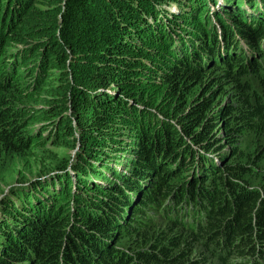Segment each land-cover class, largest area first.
Here are the masks:
<instances>
[{
    "label": "trees",
    "instance_id": "1",
    "mask_svg": "<svg viewBox=\"0 0 264 264\" xmlns=\"http://www.w3.org/2000/svg\"><path fill=\"white\" fill-rule=\"evenodd\" d=\"M34 1L41 2L42 6L32 3L28 5L27 2L31 0H0V152L23 149L25 138H29V144L40 142L43 146L39 135L30 136L31 138L27 136V133L32 132H28L25 125L26 117H43L41 121L52 117L56 121L59 118L66 130V135L60 136V140L70 136L74 141L76 136L71 133V117L80 141L74 159L67 169L57 170L49 179L37 178L35 182L31 181V177L28 178L31 175H27L24 181L28 182L27 186L21 185L24 187L23 191H11L15 194L16 201L9 198L2 201L0 264H27L25 246H28L30 255L35 256L33 264H92L91 261L96 264H129L130 260V264L189 263L183 256L184 249L180 246L186 242L185 237L178 239V235L173 233L162 238V231L161 234L153 233L147 240L150 247L134 249L133 255L113 246L104 250L101 248L103 244L98 243L94 232L107 233L114 226L102 223L103 218L100 217L102 212L109 214L112 206L116 207L112 190L114 194L123 192L121 185L110 191L97 183L98 177L102 175L99 169L103 166L102 148L109 143L118 145L115 142L119 141L121 135L122 139L136 140L137 155L133 172L145 173L152 169L157 178L141 193L136 207L132 208L131 220L119 226L121 231H130L137 226L136 223L142 226L145 221L137 217H147L143 214L144 206L160 204L166 190H170L175 197L183 191L192 190L200 197L201 193L198 191L204 190L211 211L209 221L202 229L203 233L199 234L209 237L218 249L234 247V242H239L244 244L240 245L242 249L246 246L264 251L262 196L248 194L245 188L242 193L237 187L238 183L228 174L208 175V182L211 184L209 187L202 185L200 181L187 185H170L166 181V177L170 175L169 163L160 161L155 165L161 146H164V154L181 153L180 172L188 165L186 156L192 144L197 142L206 147L205 143L212 137L214 122L210 113L211 104H208V99L204 96L194 102H183L181 94L191 81L196 80L197 84L201 80L203 55L205 59L214 62L216 56L227 54L224 49L213 53L221 45L224 48L228 42L227 36H232L231 26L228 29L225 26L226 19L232 20L234 30L243 35L249 45L256 44L261 33L259 20L264 19V0H238L250 11L260 6L262 12L256 20L251 19L250 13L248 15L234 7L229 11L212 10L214 22L209 13L204 18L203 15L207 6L215 0H120L118 4H114L115 0H79L80 6L75 5L71 9L73 16L77 19L87 18L91 29H94L95 19L107 22L110 29L118 35V40L109 51L98 52L99 62L92 64L91 68L84 69L81 61L76 60L74 67L78 69V73L72 82L58 72L64 68L67 57L61 44L53 37L56 0ZM196 1L198 6H192V2ZM159 3L164 6L174 4L178 10L173 12L164 6L157 8L160 7L156 5ZM14 6H19L18 10ZM216 24L221 26L219 37L222 40L217 38V43ZM191 30L193 32L189 34L193 36L194 42L199 40L200 43L197 49L186 51L183 50L184 41L188 38L187 32ZM262 35L264 34L260 37ZM43 36L46 39H41ZM27 37L34 40L26 43L24 39ZM234 37L237 38V35L234 34ZM234 39L229 45L235 42ZM12 43H21L22 46L8 50ZM99 44L102 47V42L99 41ZM234 46L244 52L241 44ZM31 47L34 50L27 57L25 54L30 52ZM200 50L202 57L197 52ZM179 51L182 53L180 56ZM235 56L232 60L224 61L217 74L218 77L228 80L227 84L231 86L236 100V112L230 118L237 121V124L231 125L230 129L257 134L262 137L261 142L264 144V79L259 72L264 67L259 66L254 58L250 62H241L243 55L235 53ZM34 61L37 62L32 64ZM41 74L43 78L36 84ZM66 81L69 82L65 90V86H56ZM3 90L9 93L3 95ZM41 92L46 98L39 97ZM40 99L47 101L45 108L35 107ZM59 99L61 103L55 102ZM151 106L156 107V110L150 108ZM68 109L70 116L66 113ZM167 116L175 117L180 128L177 129L167 120ZM153 131L155 134L151 137ZM124 145L126 144L123 141ZM125 149L123 147L116 152L115 157L108 159H115L111 168L112 173L118 176L115 177L118 182H124V178L119 177H126L131 168V149L126 157L120 155ZM104 150L107 154H112L110 149ZM114 150L116 149L112 148ZM55 158V154L50 155L49 164L57 163L60 166L61 158ZM124 164L127 172L125 167L120 171L126 174L116 170V165ZM214 165L218 166V163L215 161ZM86 177L92 180L90 185L82 181ZM145 180L147 178L144 176L139 184L145 185ZM45 182L48 183V189H45ZM127 182L125 180L126 184ZM91 184L97 187L89 190ZM176 203L177 201H173V206ZM88 204L89 210L86 209ZM61 208L63 210L58 214ZM93 209H98L100 214L92 211ZM21 210L27 211V214H21ZM73 212L76 214L71 220H80L79 226L82 230L79 227L64 228L70 219L67 215ZM122 212L126 213L125 208ZM60 218L63 220L62 225H59ZM83 230L92 234L87 236ZM189 232L194 231L191 229ZM240 246L235 249L240 250ZM238 254L242 252L239 251Z\"/></svg>",
    "mask_w": 264,
    "mask_h": 264
},
{
    "label": "rangeland",
    "instance_id": "2",
    "mask_svg": "<svg viewBox=\"0 0 264 264\" xmlns=\"http://www.w3.org/2000/svg\"><path fill=\"white\" fill-rule=\"evenodd\" d=\"M81 1L82 0H80V2ZM225 1L226 0H215L212 6L208 5L203 18L207 13H209L211 18L213 19L212 21L214 22L212 10L219 12L221 11V9H226L229 11V9H232L234 7L236 9H239L243 13L246 12L248 15L250 13V15H252V20H256V17L258 18V14L262 12L260 6L250 11L246 8V5L244 3L238 0H229V2ZM80 2L79 0H56V11L53 16L55 20V22L53 23V26L55 27L53 37L61 44V49L67 57L64 62V68H62V71L58 72L59 75H65L70 82L73 81V77L78 73V69L74 67V63L76 60L81 61L80 63L84 66V69L91 68L92 64L99 62L97 60L98 52L104 53L105 51H109L110 49H112L115 41L118 40V35L115 33V31H112V29H110L111 27L107 24V22H102L98 19H95L93 20L95 22L94 29H91L87 24V18L77 19L76 17H74L71 9L75 5L80 6ZM119 2L120 0H115L114 4H118ZM27 3L28 5L32 3V5L34 4L37 6H42L41 2L34 0H31V2ZM156 5L160 6L157 8H162L164 6V4L162 3ZM192 6L197 7V1L192 2ZM164 7L168 8V10H171L174 7V4H168ZM14 8L15 10H18L19 6H14ZM173 10L177 11L178 7L175 5ZM227 20L228 19H226L225 22L229 23V21ZM259 21L262 23L263 27V30L260 33L261 35L264 34V20ZM228 23H225L227 29L230 27L231 22L229 24ZM226 28L225 33L227 34L228 31ZM232 28L234 29V26ZM220 29L218 30L217 26H215L216 43L218 40L217 38L220 36ZM233 29V36H227L228 42L227 45L223 48L224 50H226L227 54L232 55L226 56L223 53V56L218 55L214 58V62H211L209 59H205L206 57L204 58L201 50L197 51L201 54V57L203 55V59L201 61V80L197 84L195 83L196 80L191 81L186 89H183V92L181 94V100L183 102H186L187 100L194 102L195 100H197L198 98H202L203 96L208 99V104H211L210 113L214 117V122L211 130L212 137L210 138V140H208L207 143H205L206 147L200 146V144L197 142V144L195 143L190 146V150H187L188 152L186 156V159H188V165L183 171H181L182 173L180 172L182 163L181 153L171 152L169 154H164V146L159 147L158 152H160V154L156 159L155 165H158L160 161L169 163L168 169L170 170V175L166 177V181L170 185H187L188 183L193 181H200L202 182V185L209 187L211 186L207 178L209 172H211V176H224L228 174L230 175V177L234 178L236 183H238L237 187L242 190V193L245 192V190L243 189L245 188L248 194H258L259 196L263 197L264 201V144L263 142H261L262 137H259L257 134H251L245 131H233L232 129H230L231 125L237 124V121L234 122L230 118V115L236 112V100L234 98V93L231 86L227 84L228 80L217 76V74L221 71L220 67H223L224 61L234 59L236 57L235 53L243 55L245 59H241V62H250L254 58L258 62L259 66L264 67V47H261L259 45H264V35H262V37H260L259 35L256 44L249 45L247 42L235 38L236 36L234 37V34L238 36L240 33H237V31ZM189 32H193V30L187 32L188 38L184 41L183 47V50L186 51H189L191 48L197 49V45L200 43L199 40H195L194 42V38H192L193 36L190 35ZM91 36L94 38H91ZM63 38L64 40L62 41ZM70 38L78 41L76 42L74 40H71ZM232 38L235 42L229 45V43H231L233 40ZM41 39H46V36L41 37ZM33 40V38L28 37L24 39L26 43H29ZM99 41L102 42V47L100 46ZM238 43L245 44V49L248 52L244 53L243 51H240L238 47L236 48L234 45ZM19 46H22L21 43H12L10 46H8V50H12L14 49V47ZM33 50L34 48L31 47L30 52H26L25 55L28 57V55ZM78 50H84V52L77 53L76 51ZM36 51L38 52L37 49ZM219 51L220 50H218L217 52ZM250 52H253V54L250 55ZM181 54V51H179L178 56H180ZM36 62L37 61H34L32 64ZM259 72L261 73L260 76L264 79V69L263 71ZM81 74H83V71H81ZM42 78L43 74L40 75V79L36 84H38L42 80ZM59 78L57 79V81H59ZM69 81H66L59 85L57 84L56 86H65V90V88L67 87V82ZM1 93L3 95H7L9 92L3 90ZM39 97L46 98L44 97V93L42 92L39 94ZM124 99L127 100L126 98ZM46 102L47 101L40 99L35 107L45 108ZM55 102L61 103L62 101H60L59 99ZM150 108L156 110V107L151 106ZM62 113V115H64V110L62 111ZM66 113L70 116L69 109L66 111ZM45 117H48V115ZM42 118L43 117H40L38 119L37 116L31 118L26 117L25 125H27L28 132H32L27 133V136L33 137L39 135V140H42L43 146H41L40 142L29 144V138H25L23 149L0 152V205L6 198H9L10 200L14 199V201H16V197H14L15 194L11 193V191H18L19 193L22 192L24 187L21 185L27 186L28 184L27 181L24 182L27 175H31L28 176V178L31 177V181L33 182H35L37 178L46 177L49 179L51 176H54L56 174L57 170H63V168L67 169L68 164L74 159V154L75 151L78 150V143L80 140L79 133L74 130V127L72 125L74 123L73 118L70 117V125L72 126L71 133L76 136V139L74 141L70 139V136H67L66 138L63 137L62 140H60V136L66 135V130L61 124V119L58 118L55 121L54 117H52L51 119L41 121ZM167 118V120H169L177 129L180 128V123L178 120H176L175 117L167 116ZM61 130L62 133L59 134V131ZM154 134L155 132L153 131V136L151 137H154ZM123 141L124 144H126L124 146ZM135 141L136 140L134 138L122 139L121 135L119 141L115 142L118 145H111V143H109L107 146L102 148L103 153L101 155V159L103 160V166L99 168L102 171V175L98 177L97 183L104 188L109 189L110 191L117 185L121 184L119 183L120 181L118 182L115 179V177L118 176L112 173L111 166L114 165L115 159L108 160L109 157H115L116 152L123 149V147L126 149L124 150L123 154H120L121 157H126V154L129 153L128 151L130 149L131 155L133 157L131 159L132 162L130 165V172L125 175L126 177H119L124 178V186L122 187L123 192L121 194H114V191L112 190V194L115 196L116 207L112 206V210L108 212L109 214H105L102 212V215L100 216L101 218H103L102 223L113 224V229H109L107 233L103 231L94 232L98 239V243L103 244V246H101L102 249L108 250V248L113 246L116 248H121L123 251L127 250L128 254L133 255L134 249H146L150 247L149 242L147 241L148 236L156 232L161 234L162 231L163 235H161L160 238L172 233L175 235L177 234L178 239L185 237L186 242L180 245L181 248L184 249V258L189 261V263L185 264H256V262H258L259 264H264V251L262 250H257L255 248H246V246L242 249V246L240 245L244 244H241L239 242H234V247H229L227 249H218L211 243L209 237H203L201 236V234H199V232L203 233L202 229L209 221V213L211 211V205L209 203V200L205 196L204 190L198 191L201 193V198L197 196L195 190H192L191 192L183 191L184 195L183 193H180L178 197H175V195L172 194L170 190H166L163 195L164 199L160 204H156L154 206L151 203L144 206L143 214L147 217H137V219L141 218L145 221L142 226L136 223L135 225H137L138 228H136L137 226H134L130 229V231H121L119 226H122L131 220L130 218L132 208L136 207V203L140 199L141 193L147 190V188L152 185L153 181L157 179L154 174L155 172L152 169H149L145 173L133 172L135 169L134 159L136 157L135 155H137ZM112 148H115L116 150L112 151ZM104 149H106L107 151H109L110 149V152L112 154H107ZM153 151L155 152V149H153ZM52 154H55V159L61 158L60 161L62 162L60 166L57 163L49 164V156ZM219 154H221V156H224L221 158ZM205 156H207L208 158H205ZM215 161L218 163V166L214 165ZM122 167H125L127 172V167L125 164L116 165V170L120 173L126 174L125 172L120 171L123 170ZM201 168H208V170H203ZM203 171L208 173L204 174ZM144 176L147 178V180H145V185L143 187L140 186L139 181L142 180ZM125 180L128 181L127 184L125 183ZM82 181L84 182V184L90 185L89 182L92 180H90L89 177H86L85 179H82ZM45 185V189H48L47 182H45ZM93 187L97 186L95 184H91V186L88 188L90 190ZM179 189L180 187H178V190ZM133 190L135 191L134 197H137V199H133L132 201L133 196L130 195L132 194ZM43 192L46 195L48 194L45 190H43ZM227 192L230 193L228 189ZM57 196L60 197L62 195ZM74 198L75 197L73 196V199ZM103 199L104 198H102V200ZM173 201H177L175 205L176 208L175 206H173ZM126 203H128L129 206H127ZM179 205L182 206L178 208ZM88 206L90 205L88 204L86 206V209L89 210L90 208H88ZM124 208L126 210V213L122 212ZM62 210L63 209L61 208L58 214H60ZM76 211L78 212V210H75V212ZM92 211H96L98 215L100 214L98 209H93ZM75 212L67 215V217H70V219L64 225L65 229H69V227H79L81 230L83 229L81 228V226H79V223L81 222L80 220H77L76 218L75 220H71L74 218V214H76ZM20 213L27 214V211L21 210ZM62 223L63 220L60 218L59 225H62ZM131 223L133 225V222H130V224ZM191 229L194 232H189V230ZM119 230L121 232H119ZM86 231L87 230H83V232H85L87 236H90L92 234H90L89 232L86 233ZM142 233L143 235H141ZM236 246H240V250H236ZM25 251V255L28 258L27 264H33L35 256L30 255L28 246H25ZM239 251L242 252V254H238ZM131 261L132 260H130L129 264L131 263ZM89 263L90 262H88L87 264ZM91 263L96 264L93 261H91ZM162 263L168 264L166 262Z\"/></svg>",
    "mask_w": 264,
    "mask_h": 264
},
{
    "label": "clouds",
    "instance_id": "3",
    "mask_svg": "<svg viewBox=\"0 0 264 264\" xmlns=\"http://www.w3.org/2000/svg\"><path fill=\"white\" fill-rule=\"evenodd\" d=\"M217 2V1H216ZM173 5V4H172ZM213 4H211L210 6H212ZM175 7V6H174ZM173 7V8H174ZM173 8H172V10H173ZM229 17V16H228ZM229 18H231V17H229ZM232 19V18H231ZM261 20H264V19H261ZM227 21H229V23L231 22V24H230V26H231V28L233 27V23H232V21H230V19H228ZM226 23V22H225ZM228 23V22H227ZM228 23V24H229ZM216 26H217V28H218V30L220 29V26L218 25V24H216ZM233 29V28H232ZM260 29H261V32H262V30H263V27H262V23H261V25H260ZM234 30V29H233ZM233 36V35H232ZM239 37H242L243 39H245L243 36H241V35H238ZM218 39H220V37H218ZM246 40V39H245ZM220 41H222L221 39H220ZM223 49V47L221 46L219 49H217L216 51H214V52H217L218 50H222ZM213 52V53H214ZM226 56H228V55H230V54H225ZM200 164V163H199ZM208 173V172H207ZM206 172L204 173V174H207ZM211 174V172H209V175ZM121 185H122V187L124 186V182H123V180H120V182H119Z\"/></svg>",
    "mask_w": 264,
    "mask_h": 264
},
{
    "label": "bare ground",
    "instance_id": "4",
    "mask_svg": "<svg viewBox=\"0 0 264 264\" xmlns=\"http://www.w3.org/2000/svg\"><path fill=\"white\" fill-rule=\"evenodd\" d=\"M237 39H240V40H243V41H245V39H243L242 37H239V36H237ZM246 42V41H245ZM242 45V49L244 50V52L245 53H247L248 51L245 49V44H243V43H238L237 45L239 46V45ZM222 46V45H221ZM261 47H264V46H261ZM253 54V52H250V55H252ZM145 183V182H144ZM143 183V184H144ZM140 186H143L144 187V185H140ZM130 196H133L132 197V201H133V199H137V197L135 198L134 196H135V194H134V192H132V194L130 195ZM136 196H137V194H136Z\"/></svg>",
    "mask_w": 264,
    "mask_h": 264
}]
</instances>
